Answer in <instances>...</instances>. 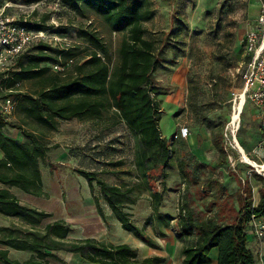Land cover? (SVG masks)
Wrapping results in <instances>:
<instances>
[{
	"label": "rangeland",
	"instance_id": "rangeland-1",
	"mask_svg": "<svg viewBox=\"0 0 264 264\" xmlns=\"http://www.w3.org/2000/svg\"><path fill=\"white\" fill-rule=\"evenodd\" d=\"M0 1L8 2L11 13L17 17L28 15L29 21L49 16L46 22L50 32L67 37V43L59 46L67 51L58 55L59 62L49 64L44 77L9 86L10 74L7 70L0 71V99L10 96L13 100V108L5 118L21 127L8 124L3 132L31 146L22 130L28 131L49 147L46 155L38 159L47 197L0 183V187H7L21 204L47 212L46 216H10L0 212V248L8 249L11 258L24 261L32 252L9 247L2 240L25 236L31 239V233L53 245H69L83 237L105 244L135 242L134 235L118 225L103 200L106 220L101 219L92 197L100 194L99 186L94 182L91 191L87 178L78 173V169L95 171L107 183L132 188L129 196L133 202L124 201L131 220L144 234L148 231L150 238L159 241L158 250L175 256V262L180 248L193 239L192 236L178 239L177 218L182 207L199 218L216 215L230 221L245 197L252 198V205L255 204L260 191L264 190V169L258 170L243 161L237 148L241 146L250 159L264 165V141L255 105L250 100L246 102L234 136L226 132V126L231 113L230 97L241 83L237 67L248 57L243 49L244 34L264 0H146L141 8L144 37L153 40L155 45L156 62L152 73L155 93L152 95L159 101L158 127L170 149L166 162L160 148L147 151V160L142 157L138 136L120 121L108 94L102 99L105 107L99 114L69 120L56 118L54 127L40 123L33 115L34 106L29 96L36 97L56 73L61 79L73 77L75 65L86 60L93 50L78 36V28L88 27L101 37L107 47L104 59L111 72L118 65L119 47L126 31L116 29L111 19L91 7L85 8L83 16L62 6L60 0ZM51 45L55 46L53 42ZM69 52L72 55H66ZM222 124L223 151L214 146L204 162L197 161L189 151V137H172L179 126H188L195 136L198 153L202 145L201 150L211 148L207 143H212L211 132L219 133ZM2 155L0 151V157ZM155 192L161 194L156 213L152 211ZM54 220L70 225L64 238L45 232L44 226ZM247 228L248 224L246 231ZM45 250L54 252L57 257L46 258L44 264H86L76 253L64 249ZM147 251L157 250L147 244L145 252L137 250V257L141 259L149 254ZM168 258L155 264H174ZM258 261L257 264H264V260L258 258Z\"/></svg>",
	"mask_w": 264,
	"mask_h": 264
},
{
	"label": "trees",
	"instance_id": "trees-1",
	"mask_svg": "<svg viewBox=\"0 0 264 264\" xmlns=\"http://www.w3.org/2000/svg\"><path fill=\"white\" fill-rule=\"evenodd\" d=\"M61 5L73 10L76 14L85 15L86 7L106 15L112 20L116 29L127 32L119 47V62L111 72L104 56L107 55L106 44L96 31L88 27L78 28V36L84 38L93 50L86 60L76 64L75 74L68 79H61L54 74L36 97L29 96L33 103V115L37 121L54 127L56 118L69 120L82 115H96L104 109L103 97L110 95L113 106L123 121L137 136L142 147V157L147 160L146 153L153 148H160L166 162L170 149L161 136L158 127V114L161 112L159 101L152 95L155 93L152 73L155 69L156 57L153 40L144 37L141 8L146 0H60ZM150 16V13L146 15ZM49 16L40 21H28L32 28L49 29ZM59 46H52L43 41L34 43L21 54L6 71L9 86L16 82L44 77L49 64L59 62L58 55L66 52ZM66 55H72L71 52ZM65 64V62H61ZM10 124L21 128L18 124L8 122L0 111V183L5 186H16L22 191L47 197L43 189L38 159L46 155L48 146L41 144L37 137L28 131L23 134L31 141V146L7 136L3 129ZM220 132H211V141L217 150L223 151ZM173 138L174 135L172 136ZM199 143V142H198ZM78 173L87 178L91 191L94 182L99 186L100 194H93L96 209L103 221L106 220L101 205L103 200L110 208L121 227L149 245L155 246L152 238L131 220V213L126 210L125 200L133 202L129 194L132 188H123L110 184L97 176L95 171L78 169ZM152 211L158 212L161 194L155 192ZM264 209V190L256 205L252 198H244L237 215L230 221H223L216 215L199 218L191 210L182 207L177 218L178 236H192L190 243L182 249V264H212L211 251L217 250L216 264H255L252 251L247 247L245 226L251 214H260ZM0 212L10 216H46L47 212L20 203L16 195L7 187L0 188ZM46 233L64 238L70 231V225L62 220L48 222L44 226ZM32 238L11 237L2 242L14 249L29 250L31 256L24 261L13 259L9 250L0 248L2 264H44L45 259L56 258V254L48 250L64 249L76 253L91 264H155L158 256L137 257V251L127 243L105 244L92 237H83L69 245L50 244L42 241V236L31 233Z\"/></svg>",
	"mask_w": 264,
	"mask_h": 264
},
{
	"label": "built area",
	"instance_id": "built-area-1",
	"mask_svg": "<svg viewBox=\"0 0 264 264\" xmlns=\"http://www.w3.org/2000/svg\"><path fill=\"white\" fill-rule=\"evenodd\" d=\"M8 2L0 1V71H5L17 58L36 42L43 41L55 46L67 43V37L50 32V29L30 27L28 15L17 17L10 11ZM243 49L248 56L237 70L240 75V86L230 97L231 113L226 126V132L231 134L238 130L241 109L250 100L258 110L259 127L264 141V1L261 2L259 12L244 34ZM13 108L10 96L0 99V111L4 116ZM238 117L234 120L233 115ZM190 135L188 126L178 127L174 137L187 138ZM234 136V135H233ZM256 166L258 170L262 165ZM248 226L259 243L264 244V209L260 214H251Z\"/></svg>",
	"mask_w": 264,
	"mask_h": 264
},
{
	"label": "crops",
	"instance_id": "crops-1",
	"mask_svg": "<svg viewBox=\"0 0 264 264\" xmlns=\"http://www.w3.org/2000/svg\"><path fill=\"white\" fill-rule=\"evenodd\" d=\"M258 14V13H257ZM257 16V15H256ZM255 16V17H256ZM255 19V18H254ZM189 138H188V140H189V147H190V152L196 157V160L197 161H200V162H204V161H206V160H208V157L210 156V154H212V152L214 151V144L213 143H209V142H207L210 146H211V148L209 149H206V150H201L200 148H202V146H200L199 148H198V150H200V151H198V153H196V148H197V146L196 145H194V143H195V136H192V134L190 133V135L188 136ZM187 139V138H186ZM199 144V143H198ZM201 152V153H200ZM208 152H210V154L208 155ZM1 188V187H0ZM18 198V197H17ZM259 196H257V201L255 202V204L254 205H256L257 203H258V201H259ZM99 215V214H98ZM100 216V215H99ZM102 219V218H101ZM117 221V220H116ZM117 223H118V225H121L118 221H117ZM138 225V224H137ZM140 227V226H139ZM144 231V230H143ZM246 233H247V247L252 251V253H253V255H254V259H255V264H257V263H259V261H258V258L260 259V260H264V244H261V243H259V241L255 238V236H254V234H253V232H252V230L249 228V226H248V228H247V231H246ZM146 234L150 237V235H149V233H148V231L146 232ZM132 238H134L135 239V242L133 243V244H129L132 248H135L136 249V251L137 250H141L142 249V252L144 251H146V249H147V244L144 242V241H142V240H140L139 238H137L136 236H133ZM178 239H180V237H178ZM153 240V239H152ZM98 241H100V240H98ZM140 241V242H139ZM154 241V243H155V246H153L154 247V249H155V251L156 252H152V253H149V251H147V253H149V254H147V255H143V257L142 258H144V257H148V256H158V257H160L161 259H164L165 257H169L168 258V260H169V262H170V260L171 261H173V263L174 264H182V249H183V247L185 246H182V248H180V250H179V252H180V255L177 257V262H175V260H176V258H175V256H168L166 253L165 254H163V252L161 251V250H158V245H159V241L157 240V239H155V240H153ZM177 241H179V240H177ZM140 243V244H139ZM113 244H118V243H113ZM141 245H144L143 246V248H141ZM174 245H177V244H174ZM187 245V244H186ZM156 246H157V248H156ZM256 253H257V256H256ZM174 255V254H173ZM216 257H217V250L216 249H213L212 251H211V258H212V264H216ZM257 258V259H256ZM167 260V261H168ZM85 261V260H84ZM86 262V264H91V263H88L87 261H85Z\"/></svg>",
	"mask_w": 264,
	"mask_h": 264
},
{
	"label": "bare ground",
	"instance_id": "bare-ground-1",
	"mask_svg": "<svg viewBox=\"0 0 264 264\" xmlns=\"http://www.w3.org/2000/svg\"><path fill=\"white\" fill-rule=\"evenodd\" d=\"M242 110H243V109H241V112H242ZM240 114H241V113H240ZM237 117H238V115H237V113H235V114L233 115V119L235 120ZM233 134H234V133H232V135H233ZM237 148H238V150L241 152L242 160H243V161L248 162V163H250V164H253V165H255V166H258L257 163H256L254 160L250 159V158H249V157L243 152L241 146L237 145ZM258 167H259V166H258ZM262 169H264V165H263V164H262Z\"/></svg>",
	"mask_w": 264,
	"mask_h": 264
},
{
	"label": "water",
	"instance_id": "water-1",
	"mask_svg": "<svg viewBox=\"0 0 264 264\" xmlns=\"http://www.w3.org/2000/svg\"><path fill=\"white\" fill-rule=\"evenodd\" d=\"M244 152V151H243Z\"/></svg>",
	"mask_w": 264,
	"mask_h": 264
}]
</instances>
